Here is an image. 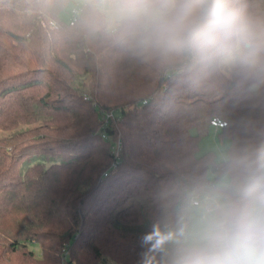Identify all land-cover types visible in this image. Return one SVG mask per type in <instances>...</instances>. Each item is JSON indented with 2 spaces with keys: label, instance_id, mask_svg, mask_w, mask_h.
<instances>
[{
  "label": "trees",
  "instance_id": "1",
  "mask_svg": "<svg viewBox=\"0 0 264 264\" xmlns=\"http://www.w3.org/2000/svg\"><path fill=\"white\" fill-rule=\"evenodd\" d=\"M71 2L0 0V264H166L161 230L223 191L221 173L264 180V67L191 76L146 63L94 0L66 21ZM240 2L264 16V0ZM217 117L230 141L220 164L197 156Z\"/></svg>",
  "mask_w": 264,
  "mask_h": 264
},
{
  "label": "clouds",
  "instance_id": "2",
  "mask_svg": "<svg viewBox=\"0 0 264 264\" xmlns=\"http://www.w3.org/2000/svg\"><path fill=\"white\" fill-rule=\"evenodd\" d=\"M94 12L146 63L179 66L191 76L264 67V16L240 0H94ZM155 227L142 245L152 247ZM161 235L166 264H264V180L239 179L193 200L190 221Z\"/></svg>",
  "mask_w": 264,
  "mask_h": 264
},
{
  "label": "rangeland",
  "instance_id": "3",
  "mask_svg": "<svg viewBox=\"0 0 264 264\" xmlns=\"http://www.w3.org/2000/svg\"><path fill=\"white\" fill-rule=\"evenodd\" d=\"M90 0H72L71 5L68 7L67 12L63 15V18L66 21H69L71 18V13L74 10H80L89 3ZM228 75H230V70L225 68ZM192 135H197L196 130H193ZM221 131L219 129L210 128L209 131L204 134L201 138L199 150L197 156H203L206 153L213 152L216 156V162L218 164L226 162L228 160V149L230 147V141L225 137H220ZM215 175L211 172V178H214ZM230 182L228 173L223 172L219 176V184L227 186ZM191 218V216H190ZM31 249L36 253L40 258L42 255L41 248L38 245H33Z\"/></svg>",
  "mask_w": 264,
  "mask_h": 264
},
{
  "label": "built area",
  "instance_id": "4",
  "mask_svg": "<svg viewBox=\"0 0 264 264\" xmlns=\"http://www.w3.org/2000/svg\"><path fill=\"white\" fill-rule=\"evenodd\" d=\"M81 12H82L81 9L78 11L77 10L72 11L71 18H70V24L71 25H73L76 22V20L80 16ZM51 25L55 26L54 23H51ZM105 119H106V121H109L110 119H112V114H105ZM210 125H211V127L215 128V129H223V128H226L228 126V123L226 120L217 117V118H214L211 120ZM121 147H122V145L120 144V142H118L116 144V146L113 148V152H114V155L116 157H118V155L121 151Z\"/></svg>",
  "mask_w": 264,
  "mask_h": 264
},
{
  "label": "water",
  "instance_id": "5",
  "mask_svg": "<svg viewBox=\"0 0 264 264\" xmlns=\"http://www.w3.org/2000/svg\"><path fill=\"white\" fill-rule=\"evenodd\" d=\"M211 172H212V174H216L217 173V168H215V167H213L212 169H211Z\"/></svg>",
  "mask_w": 264,
  "mask_h": 264
}]
</instances>
